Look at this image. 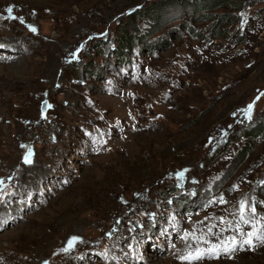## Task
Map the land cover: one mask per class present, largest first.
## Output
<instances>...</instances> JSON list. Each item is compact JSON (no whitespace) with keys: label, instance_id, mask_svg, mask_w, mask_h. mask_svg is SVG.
I'll list each match as a JSON object with an SVG mask.
<instances>
[{"label":"rangeland","instance_id":"374dc122","mask_svg":"<svg viewBox=\"0 0 264 264\" xmlns=\"http://www.w3.org/2000/svg\"><path fill=\"white\" fill-rule=\"evenodd\" d=\"M234 1L0 0V264H264V135L234 156L264 0Z\"/></svg>","mask_w":264,"mask_h":264},{"label":"trees","instance_id":"16d2710c","mask_svg":"<svg viewBox=\"0 0 264 264\" xmlns=\"http://www.w3.org/2000/svg\"><path fill=\"white\" fill-rule=\"evenodd\" d=\"M226 4H235V1L234 0H197L198 9L200 11L215 9L219 6H223ZM162 7H169V5H161V6L154 5L147 10L146 14L157 19L160 13H162V11L160 12V9H162ZM188 31L191 34L192 29L188 28ZM241 134H242V138L244 139V142L241 145L240 149L234 155L236 156V158L239 159L238 162L239 164L242 163V161L245 159L246 155L248 154V151L251 148L248 142L251 140H255L258 137L264 135V116H260L257 120L248 122L247 125H245L242 128Z\"/></svg>","mask_w":264,"mask_h":264},{"label":"snow or ice","instance_id":"6c2138e0","mask_svg":"<svg viewBox=\"0 0 264 264\" xmlns=\"http://www.w3.org/2000/svg\"><path fill=\"white\" fill-rule=\"evenodd\" d=\"M7 12L9 13V18H11V19H16V17H14V16H12L11 15V13H12V8H8L7 9ZM21 23H23V20L21 19ZM33 31H35V29H32ZM250 108H251V106H249ZM31 154L29 153V156H30ZM29 156H26L25 157V163H30L31 161H30V159H29ZM240 208H241V219L243 220L244 219V217H243V212H244V209H245V204L242 202L241 203V206H240ZM253 211H254V209H253ZM245 222H247V221H245ZM250 235H255V233H251ZM72 243H73V241H70L69 242V246L71 247V245H72ZM246 243H251V241L249 240V241H246ZM209 251H212L211 249L209 250ZM203 254L198 250L196 253H195V255H193V254H189L187 257H183V259H188V260H198V259H200L201 258V256H202Z\"/></svg>","mask_w":264,"mask_h":264},{"label":"water","instance_id":"95a60500","mask_svg":"<svg viewBox=\"0 0 264 264\" xmlns=\"http://www.w3.org/2000/svg\"><path fill=\"white\" fill-rule=\"evenodd\" d=\"M46 109H47V103L46 102H43L41 104V113L44 114L45 111H46Z\"/></svg>","mask_w":264,"mask_h":264},{"label":"bare ground","instance_id":"6f19581e","mask_svg":"<svg viewBox=\"0 0 264 264\" xmlns=\"http://www.w3.org/2000/svg\"><path fill=\"white\" fill-rule=\"evenodd\" d=\"M11 49L14 50L15 48L13 49V47H12Z\"/></svg>","mask_w":264,"mask_h":264}]
</instances>
